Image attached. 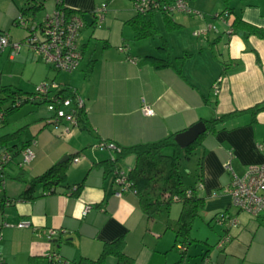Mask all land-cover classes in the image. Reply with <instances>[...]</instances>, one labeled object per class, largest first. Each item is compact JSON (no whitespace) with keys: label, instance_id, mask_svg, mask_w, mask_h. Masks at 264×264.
Returning <instances> with one entry per match:
<instances>
[{"label":"crops","instance_id":"0c3cea01","mask_svg":"<svg viewBox=\"0 0 264 264\" xmlns=\"http://www.w3.org/2000/svg\"><path fill=\"white\" fill-rule=\"evenodd\" d=\"M63 4L85 20L78 39L83 55L76 70L82 72V79L66 84L83 101V125L73 127L61 121L56 127L59 137L68 133L70 138L61 142L49 130L55 126L48 114L46 119L50 120L21 141H34V158L23 170L14 163L5 168L0 190L9 199H16L26 189L23 179L41 175L61 157H73L63 186L53 193L37 185L33 199L1 207L0 264H48V257L70 262L81 257L95 259L104 243L121 236L126 240L125 253L134 264H202L203 258L208 264H264V215L252 217L237 212L226 193L234 176L241 177L248 166L264 162V111L256 114L254 121L249 113L231 117L218 125L216 132L206 133L193 151L198 153L196 164L200 165H196L195 180L187 188H196L204 202L216 201L215 213L227 212L238 221L236 227L216 222L222 228L217 232L218 239L229 236L221 249L216 248L217 240L211 245L206 242V247L200 246L198 251L190 252V245L183 251L175 243L173 232L161 233L156 225L146 231L136 197L131 192L115 196L118 187L113 173H105L98 164L114 158V151L97 147L101 141L118 147L152 143L199 121L263 102L264 39L232 24L240 20L264 32V0H229V11L224 13L219 0H191L187 2L190 14L172 15L178 29L167 31L163 18L158 20L154 15L158 36L139 41L133 39L126 24L135 14L133 4L115 9L118 16L114 18L108 15L111 0H63ZM97 8H105L99 24L92 15ZM15 13L11 11L9 20ZM4 25H0V32H4ZM7 29L11 41H22ZM194 32L202 34L194 37ZM161 38L167 44L172 66L157 69L143 58L165 57L158 50ZM30 52L26 58L36 62ZM7 54L10 61L17 56ZM88 66L91 70L87 75ZM16 87L22 90L20 84ZM143 105L152 109L151 116L142 113ZM72 128L86 130L87 139L71 134ZM134 161V156L128 155L118 168L125 163L128 172ZM79 184L82 189L72 196L71 190ZM85 206L90 209L83 215ZM20 222L29 226L18 228ZM48 230L55 231L50 239L46 237ZM168 233L173 242L170 249L161 244ZM105 264H115V259L108 257Z\"/></svg>","mask_w":264,"mask_h":264},{"label":"trees","instance_id":"16d2710c","mask_svg":"<svg viewBox=\"0 0 264 264\" xmlns=\"http://www.w3.org/2000/svg\"><path fill=\"white\" fill-rule=\"evenodd\" d=\"M156 1L160 3H169L173 0ZM188 1L191 0H187V2ZM219 4L222 9L221 13L229 11V0H219ZM54 6L53 1L52 9H54ZM68 10L72 11L71 9ZM43 11V3H38L37 0H27L26 6L18 7V13L12 20V24L22 27L28 33H31L32 23L35 22L39 25L43 16L50 12ZM39 12H43L41 13L42 15H39ZM134 12V16L127 20L126 24L131 28L133 39L136 41L151 39L158 36V29L154 20L155 12H160L162 14L167 31L172 32L179 28L172 20L173 14L167 13L162 9L150 7V9L146 11L134 9ZM19 16L24 17L27 23L26 26L23 27L19 25L17 22ZM232 26L245 31L249 35H255L264 39V32L261 29L245 25L240 20H234ZM158 50L165 55L164 58L146 56L143 60L148 61L157 69L172 66L167 44L162 38ZM181 60L177 62L178 66L181 64ZM90 70L88 66L87 75ZM56 96L62 99L73 100L76 93L69 85H65L56 90ZM6 102L8 104L4 107L3 105ZM46 102H48L46 97H39L35 92L27 93L14 86L0 85V125H5L6 118L24 104L31 103L34 105H42ZM261 111H264V101L243 111L231 112L212 120L203 121L206 126V132L200 135L193 144L184 148L179 147L175 143L174 137L176 134H171L152 143L137 144L130 147H118L115 145L114 158L101 161L98 164L104 167L105 173H113L118 169V164L122 159L128 155H133L135 160L134 165L127 173V188L123 192H131L136 197L137 206L146 220V231H149L150 226L156 225L160 228L161 233L167 230L173 232L175 243L179 245L181 250L185 251L186 246L191 245L195 241L190 237L191 226L194 219L199 216L200 211L203 209L204 199L196 194V188L183 187L179 170L180 161L188 159L193 151L200 145L203 136H205L206 133L216 132L218 125L237 114L243 113H249L254 121L256 114ZM77 118L79 125L82 126L84 120L83 110L78 113ZM17 135V133H12L0 137V144L2 143L5 146L4 149L12 151L14 160L11 163L14 164L17 160L16 157L18 156L19 148H23L31 142H21L19 144L21 147L14 143L11 144V146H7V141L15 140ZM72 157L73 155L69 156L64 163L52 165L39 176L27 180L23 179L22 182L26 184V189L16 199L6 198L4 195H1L0 190V209L3 206H9L18 201L33 199L32 192L37 185H41L46 193H53L56 187L63 186L67 176L68 164ZM199 165L200 163L197 162V166ZM198 168L199 176L200 167ZM81 189L82 184L75 185L73 190H71V195L76 197ZM187 190L191 192L190 196H186L185 192ZM175 199H177V201H175ZM174 202L181 204L180 213L176 220H172L169 217L170 206ZM7 203L8 205H6ZM125 244V237L121 236L114 241L104 243L100 254L95 259L81 257L73 262L58 259L55 261L49 260L48 264H105L108 257H113L115 259V264H134L133 258L125 253Z\"/></svg>","mask_w":264,"mask_h":264},{"label":"built area","instance_id":"2783aa9c","mask_svg":"<svg viewBox=\"0 0 264 264\" xmlns=\"http://www.w3.org/2000/svg\"><path fill=\"white\" fill-rule=\"evenodd\" d=\"M54 9L45 14L37 25L35 22L31 25V33L20 42L11 41L8 34L0 32V53L9 49V56L14 57L21 51V46L25 44L33 53L40 56L42 62L52 70L57 72H65L71 74L76 71L82 60V51L79 46V35L85 27V20L77 12L70 11L64 6L63 0H53ZM162 9L167 13L184 12L190 14L187 0H173L172 2H157L156 0H133V8L139 11L150 9ZM105 8H97L93 13L96 24L103 19ZM17 22L20 26H26L24 17L19 16ZM202 32H194V37H199ZM122 50V48L120 49ZM58 86L55 82L42 83L34 91L39 97H46L48 102L45 103L46 109L50 115V119L55 128L61 121L65 120L70 126H78L77 115L83 110V101L79 96H75L73 100L62 99L56 96ZM141 111L146 116H151L153 111L150 107L143 105ZM34 141L21 148L18 152V159L15 166L23 169L28 166L33 158ZM100 149H108L114 151L115 145L101 141L97 145ZM258 149L262 150V146L258 145ZM14 160L11 150L4 149L0 152V188L4 184L3 172L5 168ZM78 162V158L73 159ZM226 169H229L228 165ZM127 173L120 168L113 172L114 183L118 186L115 196L120 197L127 188ZM186 196H190L191 192L187 190ZM226 193L230 196V205L237 212H243L258 217L264 215V162L258 165H250L246 168L241 177L234 176L231 180ZM177 201V199H175ZM8 205V203L6 204ZM90 207L85 206L82 214L85 215ZM217 223L227 227H236L238 221L235 215L227 212H221L215 216ZM18 228L28 227L29 224L20 222L16 225ZM55 235L54 230L46 231L48 239ZM229 239L228 235L220 238L216 248L221 249L223 244ZM179 249H181L179 247ZM49 260H58L55 257H48ZM2 257L0 255V263ZM202 264H208V259L203 258Z\"/></svg>","mask_w":264,"mask_h":264},{"label":"rangeland","instance_id":"374dc122","mask_svg":"<svg viewBox=\"0 0 264 264\" xmlns=\"http://www.w3.org/2000/svg\"><path fill=\"white\" fill-rule=\"evenodd\" d=\"M37 2L38 3L41 2L44 4L43 12H48L52 9L53 0H37ZM127 4L132 5L133 1L111 0V7L108 9L109 10L108 15L112 18L118 16L115 15L114 10L117 8L120 9L127 8L125 7L127 6ZM26 5H27V0H0V25L5 24L4 32H6L8 30L7 28L9 27V29L11 30L10 31L11 36L17 39L22 37L21 38L22 41L26 38L28 32L24 30L22 27L14 26L12 24V19L9 20L10 18L9 16L11 15L12 10L18 13V7H22V6L24 7ZM43 12H39L38 14L42 15L41 13ZM154 15H156V18H158V20L162 18V14L160 12H156ZM7 34L9 35V33ZM6 50L7 51L0 56V83L2 82L1 83L2 86L13 85L16 87L20 84V86H22L21 88L23 91L27 93H33L37 87H39L42 83L45 82H51L54 80L58 88H60L65 86L66 84H69L70 82L79 83L82 79L83 74L79 70L72 74L65 72H57L55 70H52L42 62L40 57H38L35 53L30 52V49L25 44L21 46V51L19 53L20 55L17 54L14 61L8 60L7 52L9 53V49ZM28 52H30L31 55L33 54L34 57H36L37 60L36 62L33 61V58L30 61L29 59L26 58V54ZM7 104L8 103L6 102L3 106L5 107ZM48 114L49 113L46 109L45 104L42 105H34L31 103L24 104L17 111L10 114L6 118L5 125H0V137L7 134L17 133L19 134V139L18 137H16L15 140L9 142L7 141V146H11V144L13 143L20 144L21 141H24L25 136H28L29 134H31L32 131L37 130L39 126L45 125V123L48 120H50L49 118L46 119ZM49 130H52L53 134L57 137L61 135L60 131H58L59 129L55 127H51ZM60 130L62 131V129ZM74 133L76 135H80L79 137H83V139H87V136L89 135L86 130L82 131L79 130L78 128H72L71 134ZM59 138L61 142H64L66 140L69 141L70 139L68 133L64 134V137H59ZM4 148L5 146L1 143L0 151L4 150ZM197 157H198V153L196 152L195 154L192 153L190 158L183 159L180 161L179 170L181 173L182 184L184 188L192 186L195 180ZM58 161H56V163ZM127 168L128 167L125 163L121 165L122 171L126 172ZM9 182L13 183L12 181H8V183ZM113 182H114V178H113ZM18 185L21 184L18 183ZM116 187L118 186L116 185ZM216 208H217L216 201L205 199L203 209L199 213V216L194 219L191 226L190 237L197 241H194L189 246L190 252L198 251L200 249V246L206 247L205 245L206 242L207 244L211 245L216 243L217 240L219 241L217 237L218 234L217 232L218 230L222 231V228H220V226L216 223L215 216L223 211H219L218 213H215ZM180 209H181V204L174 202L170 206V212H169L170 219L176 220L180 213ZM162 239L163 240L161 244L164 245V248L170 249V246L173 243L170 234L168 233L166 237Z\"/></svg>","mask_w":264,"mask_h":264},{"label":"water","instance_id":"95a60500","mask_svg":"<svg viewBox=\"0 0 264 264\" xmlns=\"http://www.w3.org/2000/svg\"><path fill=\"white\" fill-rule=\"evenodd\" d=\"M205 132L206 126L204 122L199 121L188 127L186 130L176 134L174 140L179 147L184 148L193 144L198 139V137ZM66 160L67 157L64 156L56 164L64 163Z\"/></svg>","mask_w":264,"mask_h":264}]
</instances>
